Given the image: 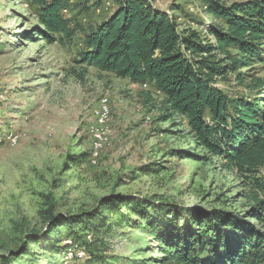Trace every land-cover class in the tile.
Masks as SVG:
<instances>
[{"label": "rangeland", "instance_id": "1", "mask_svg": "<svg viewBox=\"0 0 264 264\" xmlns=\"http://www.w3.org/2000/svg\"><path fill=\"white\" fill-rule=\"evenodd\" d=\"M153 3L180 29L193 28L212 41L209 24H222L202 0ZM65 5L66 16L89 30L117 7V0H65ZM35 8L27 0H0V253L28 243L40 257L38 264H54L48 263L53 252L46 250L47 242L41 248L34 239L43 236L49 213L95 208L109 194L203 210L225 207L245 215L243 182L197 146L184 118L162 113L161 93L148 83L77 63L83 33L71 42L44 40L35 33ZM217 85L230 94L242 88L232 79ZM102 100L109 110L103 127L96 119ZM98 139L102 148L93 157ZM81 152L89 161L74 163L70 157ZM154 166L156 172L149 169ZM147 243L140 228H117L105 250L110 259L102 264H115L113 256L150 255ZM75 249L71 245L59 262L84 264L71 259L84 255Z\"/></svg>", "mask_w": 264, "mask_h": 264}, {"label": "trees", "instance_id": "2", "mask_svg": "<svg viewBox=\"0 0 264 264\" xmlns=\"http://www.w3.org/2000/svg\"><path fill=\"white\" fill-rule=\"evenodd\" d=\"M202 1L222 21L209 24L213 41L193 28L180 29L153 0H117V7L89 30L66 16L65 0H27L36 6L35 33L60 43L83 33L77 63L150 84L163 96L162 113L184 118L197 146L219 158L247 188L245 215L123 194L105 195L97 207L76 213H49L43 236L34 238L36 246L46 241V250L53 252L48 263L62 264L60 258L75 244L84 255L72 260L102 264L110 259L105 250L115 229L140 228L148 239L146 251L153 253L113 256L115 264H264V0ZM231 79L242 88L230 94L217 85ZM70 159L82 163L89 154ZM56 238L72 244L64 250ZM39 259L28 243L0 253V264H38Z\"/></svg>", "mask_w": 264, "mask_h": 264}, {"label": "bare ground", "instance_id": "3", "mask_svg": "<svg viewBox=\"0 0 264 264\" xmlns=\"http://www.w3.org/2000/svg\"><path fill=\"white\" fill-rule=\"evenodd\" d=\"M106 102L105 101H101V105H100V108L97 110V113H96V119H97V122L98 124H100L101 126L105 123V121L107 120V117H108V106H106L105 104ZM97 127L96 128H93L96 132H98L97 135L101 134V128L96 125ZM103 127V126H102ZM92 129V128H91ZM104 133V132H103ZM106 133V132H105ZM96 140V139H95ZM102 140V139H101ZM100 139H98L95 143H94V147H93V153H92V156L95 157L97 155V153L99 152V150L102 148V141ZM107 140V139H105ZM92 143V144H93ZM70 255H73V253L70 251L69 252ZM81 257V256H79Z\"/></svg>", "mask_w": 264, "mask_h": 264}]
</instances>
